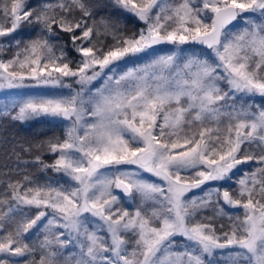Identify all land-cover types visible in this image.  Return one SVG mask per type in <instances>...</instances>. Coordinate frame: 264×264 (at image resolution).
Returning <instances> with one entry per match:
<instances>
[{
    "label": "snow or ice",
    "instance_id": "6c2138e0",
    "mask_svg": "<svg viewBox=\"0 0 264 264\" xmlns=\"http://www.w3.org/2000/svg\"><path fill=\"white\" fill-rule=\"evenodd\" d=\"M0 118V264H264V0H0Z\"/></svg>",
    "mask_w": 264,
    "mask_h": 264
},
{
    "label": "trees",
    "instance_id": "16d2710c",
    "mask_svg": "<svg viewBox=\"0 0 264 264\" xmlns=\"http://www.w3.org/2000/svg\"><path fill=\"white\" fill-rule=\"evenodd\" d=\"M29 2L35 5L37 0H29ZM100 2L107 3V0H100ZM108 11H111V9H99L101 15H105ZM120 26L126 30V34L130 35L131 32L137 31L142 26V22L137 21L132 16H128L126 19H121ZM105 42H111V37H108ZM5 54L7 55V50H5ZM72 55H75V53H72ZM256 102L259 103V98L256 99ZM62 129V126L49 123L46 120L20 124L12 122L8 118H0V173L7 171V169L3 167L5 162H8L12 167H15L17 163L16 157L11 155V148L15 142L30 140L33 138L36 140H44L54 135L61 136ZM18 149L19 145L17 144V150ZM21 158L22 171L39 179L41 183H43L47 177L56 176V174L51 171H48L47 174H45L31 164L24 166L22 163L23 161H30L32 159L30 154L21 153ZM205 215H211V212H207ZM32 239L36 238L32 237ZM39 239H42V236H40Z\"/></svg>",
    "mask_w": 264,
    "mask_h": 264
},
{
    "label": "rangeland",
    "instance_id": "374dc122",
    "mask_svg": "<svg viewBox=\"0 0 264 264\" xmlns=\"http://www.w3.org/2000/svg\"><path fill=\"white\" fill-rule=\"evenodd\" d=\"M77 58H78V57H77ZM93 83L96 84L97 82H93ZM97 86H98V85H97ZM257 98H259V97H257ZM257 98H256V99H257ZM31 122H33V121H31ZM31 122H29V123H31ZM61 133H62L61 136H63V129L61 130ZM145 175H146V176H150V174H145ZM237 178H238V177H237ZM151 179H152V180H157L158 178H156V177H151ZM193 191L196 192L197 194H200V193H199V190H193ZM187 195H192V193H188ZM138 202H139V200H137V203H138ZM125 206L127 207V205H125ZM135 206H136V205H132V208L134 209ZM241 211H242V210H241ZM41 236H42V239H43V235H42V234H41ZM176 239H177V240H182L183 238L178 236V237H176Z\"/></svg>",
    "mask_w": 264,
    "mask_h": 264
}]
</instances>
